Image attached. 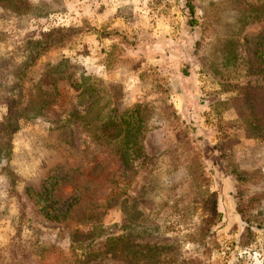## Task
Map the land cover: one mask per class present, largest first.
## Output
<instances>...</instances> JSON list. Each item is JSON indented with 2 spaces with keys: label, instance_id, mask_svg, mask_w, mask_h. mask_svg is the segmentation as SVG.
<instances>
[{
  "label": "rangeland",
  "instance_id": "374dc122",
  "mask_svg": "<svg viewBox=\"0 0 264 264\" xmlns=\"http://www.w3.org/2000/svg\"><path fill=\"white\" fill-rule=\"evenodd\" d=\"M6 1L0 264H264V0Z\"/></svg>",
  "mask_w": 264,
  "mask_h": 264
},
{
  "label": "trees",
  "instance_id": "16d2710c",
  "mask_svg": "<svg viewBox=\"0 0 264 264\" xmlns=\"http://www.w3.org/2000/svg\"><path fill=\"white\" fill-rule=\"evenodd\" d=\"M9 1L11 0H7L6 2ZM187 7L191 13H194L195 3L193 0H187ZM35 44L36 42L33 43V45ZM38 58V56L35 58L32 57L31 61L34 62V60H37ZM66 63L67 62L65 61H61L59 65L54 66L51 70L47 71L46 77H50L52 79L53 74L60 75L64 71L63 67ZM64 76L65 75H62L61 78H63ZM51 102L53 101L46 100L43 106ZM35 105L36 108L39 109V104L36 103ZM137 111L138 110H133L130 112L128 111L124 115H118L117 110H113L112 115H110L107 119V127H105V124L102 126L105 128V130L102 131L103 138H105L107 142L110 141L111 143L118 144V153L120 154L119 157L125 160V162H128V160L134 162L135 160L143 156L142 142L145 135L144 124L142 125L140 120L142 118L139 119L136 113ZM107 129H109L111 132H109V130ZM124 239V237L109 239L110 252L113 254V256H118V252L121 249L120 246L124 242Z\"/></svg>",
  "mask_w": 264,
  "mask_h": 264
},
{
  "label": "crops",
  "instance_id": "0c3cea01",
  "mask_svg": "<svg viewBox=\"0 0 264 264\" xmlns=\"http://www.w3.org/2000/svg\"><path fill=\"white\" fill-rule=\"evenodd\" d=\"M115 2V1H114ZM118 3V2H117ZM112 5H114V6H116V8H115V16H117V13H118V11H119V8L122 6V4H120V5H116V4H112ZM138 9V8H137Z\"/></svg>",
  "mask_w": 264,
  "mask_h": 264
}]
</instances>
